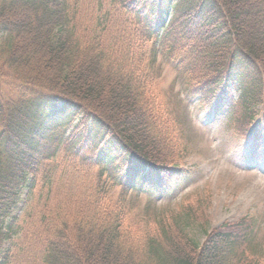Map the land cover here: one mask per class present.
<instances>
[{
	"label": "trees",
	"instance_id": "trees-1",
	"mask_svg": "<svg viewBox=\"0 0 264 264\" xmlns=\"http://www.w3.org/2000/svg\"><path fill=\"white\" fill-rule=\"evenodd\" d=\"M80 5L0 0V264L10 259L3 248L15 230L5 223L23 191L29 207L40 208L30 215L27 238L30 251L33 241L39 245L35 259L44 264H259L239 257L259 232L256 218L209 232L181 208L158 215L157 229L127 238L122 203L144 197L152 209L193 181L175 165L162 175L175 160L170 150L178 147L179 132H170L152 94L156 43L179 53L181 77L201 79L189 81V92L216 124L231 129V114L244 113L240 142L259 152L264 0H114V9L89 15ZM151 42L154 53L147 58ZM234 92L249 108H237ZM258 103L263 113L253 110ZM60 153L101 170L90 182L96 193L57 184L52 175L42 193L39 174ZM114 189L113 204L102 193ZM195 224L206 233L202 244L188 233Z\"/></svg>",
	"mask_w": 264,
	"mask_h": 264
},
{
	"label": "rangeland",
	"instance_id": "rangeland-1",
	"mask_svg": "<svg viewBox=\"0 0 264 264\" xmlns=\"http://www.w3.org/2000/svg\"><path fill=\"white\" fill-rule=\"evenodd\" d=\"M80 1V10L89 9L88 15L95 14L101 8L114 9L110 6L114 0ZM155 45L153 46L151 42L145 48L147 58L154 53L150 50L152 46L157 54L156 65L149 76L154 78L150 83L153 87L152 94L158 104L159 115L170 120L169 126L172 128L170 132H179L177 133L179 145L172 146L170 150L175 160L173 163H167L166 167L170 169L164 171L162 175H167L168 171H172L170 166L175 165L185 169L188 177L192 175L193 181L189 186L176 190L168 199L153 205L152 209H147L149 200L144 197L125 199L122 203L126 215L124 236L141 237L145 230L157 229L155 219L158 215L173 216L181 208L191 216L196 215V223L205 226L209 232L224 222L251 217L259 220L260 229L252 244H249L243 253L245 257L243 255L239 257L251 258L259 264H264V155H252L248 147L251 148L253 144L250 141L243 143L245 140L240 142L241 137L237 128L244 113L237 111L231 114L234 117L231 129L224 124L213 123L210 113H207L199 103V97L193 98L194 92H189V81L201 83V79L198 76L181 77L179 71H176L179 53H172L168 49L170 45L157 43ZM232 96L237 108L243 106L249 108L239 100L240 95L237 92ZM262 108L263 105L258 103L253 110L263 113ZM100 173L101 170L92 162L86 164L83 161L79 162L69 153H60L41 170L38 180L40 188L43 187L44 195L48 192L47 175H52L57 184H66L75 188V191L79 188L82 192L96 193V188L94 189L90 182H97ZM108 183L109 186L112 184ZM53 189H56L55 181ZM118 192L119 189H114L106 190L102 194L110 198L114 204L118 200ZM42 202L41 200L40 203ZM39 209L35 207L33 211L31 204L29 207L28 191H23L17 209L5 223V226L15 230L13 239L3 248L9 251L8 264H44L37 256L35 259V250L38 253L39 245L32 240L33 252L30 251V242L27 238L33 227L30 215L33 218ZM188 233L199 244L206 239L204 229L197 227V224L191 225Z\"/></svg>",
	"mask_w": 264,
	"mask_h": 264
}]
</instances>
